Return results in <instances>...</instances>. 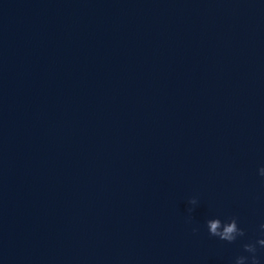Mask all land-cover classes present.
Wrapping results in <instances>:
<instances>
[{
  "label": "water",
  "instance_id": "1",
  "mask_svg": "<svg viewBox=\"0 0 264 264\" xmlns=\"http://www.w3.org/2000/svg\"><path fill=\"white\" fill-rule=\"evenodd\" d=\"M260 167L264 0H0V264H233Z\"/></svg>",
  "mask_w": 264,
  "mask_h": 264
},
{
  "label": "clouds",
  "instance_id": "2",
  "mask_svg": "<svg viewBox=\"0 0 264 264\" xmlns=\"http://www.w3.org/2000/svg\"><path fill=\"white\" fill-rule=\"evenodd\" d=\"M257 171L259 176L264 177V167H260ZM188 203L195 205L197 200L190 198ZM189 212H191V209H189ZM205 227L210 236L229 244L236 242L238 238L246 236L245 230L238 225V218L235 216L229 217L225 221H221L219 218L208 219L205 221ZM259 229V238L241 244L243 253H247V255H237L233 264H261V259L257 253L259 250L264 249V223L259 225ZM198 230L197 227L192 228L193 233Z\"/></svg>",
  "mask_w": 264,
  "mask_h": 264
}]
</instances>
